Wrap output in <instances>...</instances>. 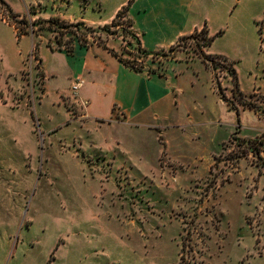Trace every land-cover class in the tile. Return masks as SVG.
<instances>
[{
  "label": "rangeland",
  "instance_id": "374dc122",
  "mask_svg": "<svg viewBox=\"0 0 264 264\" xmlns=\"http://www.w3.org/2000/svg\"><path fill=\"white\" fill-rule=\"evenodd\" d=\"M2 1L16 16L0 3V264H264V0H203L223 31L212 54L233 64L256 109L233 96L227 64L209 61L211 73L187 40L138 57L160 68L177 55L182 93L169 106L182 123L150 129L84 120L66 57L53 52L116 32L134 53L125 18L63 34L43 24L98 22L124 0Z\"/></svg>",
  "mask_w": 264,
  "mask_h": 264
},
{
  "label": "crops",
  "instance_id": "0c3cea01",
  "mask_svg": "<svg viewBox=\"0 0 264 264\" xmlns=\"http://www.w3.org/2000/svg\"><path fill=\"white\" fill-rule=\"evenodd\" d=\"M125 3L126 0L117 4L107 19L98 22L58 16L69 22L100 27L109 24ZM128 16L133 20L131 28L141 48L150 53L166 51L170 46L178 44L180 37L191 35L203 27L207 29L208 36H215V39L223 35V31L214 34L212 4L203 0H134ZM35 18L42 16L35 14L32 19ZM122 40L119 36L110 38L105 41L106 48L96 42L90 43L88 47L82 46L76 40L70 54L62 45L55 49L52 46L53 52L65 55L68 77L81 82L75 99L87 102L81 110L84 112L82 118L94 124L116 121L120 126L146 129L159 124L163 118L164 122L170 121L169 125L179 126L182 118L177 114L172 117L169 106L171 99L175 100L182 93L177 88L176 72L170 74L171 64L177 55L167 59L164 67H151L145 63L141 71H135L110 51L122 54ZM212 44L203 48L205 54L214 55ZM195 57L209 68L200 57Z\"/></svg>",
  "mask_w": 264,
  "mask_h": 264
},
{
  "label": "trees",
  "instance_id": "16d2710c",
  "mask_svg": "<svg viewBox=\"0 0 264 264\" xmlns=\"http://www.w3.org/2000/svg\"><path fill=\"white\" fill-rule=\"evenodd\" d=\"M134 0H128L127 4H125L124 6H122L118 11L117 13L115 14V17L112 19V21L109 23V24H105L103 26H100L98 28L102 29V30H111V29H114V28H118L120 27L122 24H121V20L123 18H125V21H123L124 23H126V26L127 27H132L133 25V20L131 19V17L128 16V12H129V8H130V5L131 3L133 2ZM0 3L8 10V12L10 13L11 16H16L14 15L11 10L9 9V7L2 1L0 0ZM43 24L46 25L47 29L49 30H52L54 32H57V33H60V34H63L65 32H68L67 30L69 28H72L73 26L78 28L80 25L84 24L82 22L80 23H77V24H72L64 19H61L59 16H55V17H51L47 20H43ZM13 25V24H12ZM16 32H17V36H20V35H23L25 33H27L26 31H24V29H21V28H18L16 25H13ZM88 28L91 29V27L89 26ZM115 34L116 32L112 33V37H115ZM135 38H136V43H137V47H136V50L134 51V53H132L131 51H128V49L125 48V46H123V50H122V53H129L131 55H133V59H127L125 57H123L122 54H118L112 50H110L112 52V54H114L116 57H118V59L126 66L130 67L131 69L135 70V71H141L142 68L144 67V63L145 61L143 59H139L138 57H148V56H157L160 54V52H154V53H150L144 49L141 48L140 46V41L137 37V35L135 34ZM215 39V36H208V32H207V29L205 27H203L200 31H195L193 34L191 35H187V36H182L179 38V42H186L187 40H195V46H196V55L198 57H200L202 59V61L209 67V61L210 63H214L215 61H223L224 63L227 64L228 66V69L231 73V80H232V83H233V96L235 98H237L240 102L243 103V105L249 107V108H252V109H256V107L246 101L244 99V95L242 94V92L239 90L238 88V80H237V74H236V70L234 69L233 67V64L228 61L227 58L221 56V55H208V54H205L204 51H203V48L204 47H208L212 44L213 40ZM77 40L78 42L82 45V46H86L88 47L90 45V41L88 40V36L85 35V33L82 35V36H79L77 37ZM93 42H96L97 44L103 46L106 48V45H105V42L98 38H94L93 37ZM34 49L37 48V45L35 44L34 45ZM48 46L51 48V45L48 44ZM175 45L173 46H170L168 51L169 52H172L173 49H174ZM52 49V48H51ZM67 49V52L68 54L72 53L73 52V45H70V46H67L66 47ZM164 56H167V55H164ZM174 54L171 56L173 57ZM213 80L214 82L216 83V86H217V91L218 93L221 95L222 99H224L228 104L231 103V101H229L226 96L224 95L223 93V90H222V87L220 85V81L218 79H216L215 75L213 74ZM262 99H264L262 97ZM264 117V116H263ZM238 133H239V130L237 129L231 136V140H235L237 139V136H238ZM264 151L263 149L259 150V153ZM261 161H262V165L264 166V159L261 158Z\"/></svg>",
  "mask_w": 264,
  "mask_h": 264
},
{
  "label": "built area",
  "instance_id": "2783aa9c",
  "mask_svg": "<svg viewBox=\"0 0 264 264\" xmlns=\"http://www.w3.org/2000/svg\"><path fill=\"white\" fill-rule=\"evenodd\" d=\"M6 22V19L4 20ZM81 85V82L79 80H75L72 84V91L76 94L79 87ZM76 96H74V99H75ZM76 100V99H75ZM82 105L86 106L87 105V102L86 101H81Z\"/></svg>",
  "mask_w": 264,
  "mask_h": 264
}]
</instances>
